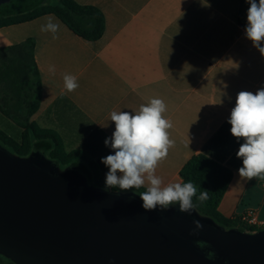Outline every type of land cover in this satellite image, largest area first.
<instances>
[{
  "label": "crops",
  "instance_id": "obj_1",
  "mask_svg": "<svg viewBox=\"0 0 264 264\" xmlns=\"http://www.w3.org/2000/svg\"><path fill=\"white\" fill-rule=\"evenodd\" d=\"M73 1L101 13L97 41L77 36L52 14L0 28V48L34 42L41 99L31 121L56 132L66 152L89 156L105 181L101 158L112 154L104 143L115 128L111 112H135L162 99L175 146L156 168L161 187L181 183L180 170L204 152L232 173L219 214L238 219L251 212L264 224V179L239 176L236 153L244 141L227 122L240 91L264 87V56L245 36L246 0ZM49 16L60 23L55 39L41 31ZM65 74L77 78L75 91L64 88ZM0 264L9 262L0 258Z\"/></svg>",
  "mask_w": 264,
  "mask_h": 264
},
{
  "label": "water",
  "instance_id": "obj_2",
  "mask_svg": "<svg viewBox=\"0 0 264 264\" xmlns=\"http://www.w3.org/2000/svg\"><path fill=\"white\" fill-rule=\"evenodd\" d=\"M42 1H1L0 17ZM142 203L42 152L18 157L0 145V256L13 264H264V229L227 230L195 210Z\"/></svg>",
  "mask_w": 264,
  "mask_h": 264
},
{
  "label": "clouds",
  "instance_id": "obj_3",
  "mask_svg": "<svg viewBox=\"0 0 264 264\" xmlns=\"http://www.w3.org/2000/svg\"><path fill=\"white\" fill-rule=\"evenodd\" d=\"M246 2L249 7L245 36L264 56V0ZM53 20L54 17L49 16L41 31L51 32L55 39L60 23ZM49 71L54 75V66ZM63 80L67 92L79 87L74 75L65 74ZM165 111L164 101L153 98L147 105H141L138 111L111 112L110 121L114 122L115 128L104 143L112 149V154L101 158V163L108 168L105 190L116 187L123 192L139 189L145 186L147 178V189L139 194L145 211H163L178 205L179 212L191 214L196 207L193 203L196 186L189 181L168 183L161 187L163 179L155 174L159 163L167 158L169 149L175 146L168 131L173 125L162 116ZM227 122L231 125V135L238 141H244L236 153L242 159L239 176L246 180L264 179V87L255 93L240 91ZM197 199L200 203L206 201L208 190L202 191ZM193 223L196 230L203 228L199 220Z\"/></svg>",
  "mask_w": 264,
  "mask_h": 264
},
{
  "label": "trees",
  "instance_id": "obj_4",
  "mask_svg": "<svg viewBox=\"0 0 264 264\" xmlns=\"http://www.w3.org/2000/svg\"><path fill=\"white\" fill-rule=\"evenodd\" d=\"M52 14L77 36L94 42L101 38L104 20L101 13L89 6H81L73 0H57V5L41 3L33 8L0 18V28L33 20ZM41 99V83L34 59V42L26 40L20 44L0 48V114L22 130L19 141L0 129V145L18 157H29L42 152L46 159L61 170L87 172L94 187L105 189L95 163L80 150L66 152L63 141L53 130L42 129L31 121L38 110ZM181 183L192 182L196 188L194 210L227 230L237 229L247 233L256 230L240 223L239 219H226L218 212L221 201L232 177L231 171L209 158L204 152L192 156L180 170ZM106 190L139 194L144 188L128 192L118 187ZM208 190V199L200 203L197 197ZM178 206V205H175ZM173 207V206H172ZM9 264H13L8 261Z\"/></svg>",
  "mask_w": 264,
  "mask_h": 264
},
{
  "label": "rangeland",
  "instance_id": "obj_5",
  "mask_svg": "<svg viewBox=\"0 0 264 264\" xmlns=\"http://www.w3.org/2000/svg\"><path fill=\"white\" fill-rule=\"evenodd\" d=\"M41 3H50L52 5H57V0H43ZM39 3V4H41ZM38 4V5H39ZM5 118V117H4ZM0 128L7 133L10 137L14 138L15 140L19 141L21 138L22 130L19 129L14 123H12L8 119H3L0 117ZM0 258H3L0 256ZM4 259V258H3ZM5 260V259H4Z\"/></svg>",
  "mask_w": 264,
  "mask_h": 264
},
{
  "label": "built area",
  "instance_id": "obj_6",
  "mask_svg": "<svg viewBox=\"0 0 264 264\" xmlns=\"http://www.w3.org/2000/svg\"><path fill=\"white\" fill-rule=\"evenodd\" d=\"M238 219L240 223L245 224L254 229L259 228V227H264V224H260L257 221L255 214L251 212H248L247 214L240 216Z\"/></svg>",
  "mask_w": 264,
  "mask_h": 264
},
{
  "label": "flooded vegetation",
  "instance_id": "obj_7",
  "mask_svg": "<svg viewBox=\"0 0 264 264\" xmlns=\"http://www.w3.org/2000/svg\"><path fill=\"white\" fill-rule=\"evenodd\" d=\"M1 1H4V0H0V2H1ZM3 17H6V16H2V17H0V18H3Z\"/></svg>",
  "mask_w": 264,
  "mask_h": 264
}]
</instances>
